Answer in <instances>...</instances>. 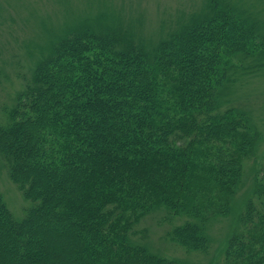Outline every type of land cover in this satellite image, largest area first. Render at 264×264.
<instances>
[{
  "label": "trees",
  "instance_id": "trees-1",
  "mask_svg": "<svg viewBox=\"0 0 264 264\" xmlns=\"http://www.w3.org/2000/svg\"><path fill=\"white\" fill-rule=\"evenodd\" d=\"M101 18L52 42L0 116V166L30 204L17 220L0 191V264H188L150 251L143 222L164 211L168 241L204 254L241 197L261 134L222 98L263 63L260 24L209 0L149 49ZM243 198L222 264H264V173Z\"/></svg>",
  "mask_w": 264,
  "mask_h": 264
},
{
  "label": "rangeland",
  "instance_id": "rangeland-1",
  "mask_svg": "<svg viewBox=\"0 0 264 264\" xmlns=\"http://www.w3.org/2000/svg\"><path fill=\"white\" fill-rule=\"evenodd\" d=\"M209 0H0V116L13 104L25 79L47 53L50 44L65 30L87 19L115 23L129 37L154 49L159 42L206 11ZM240 12L250 15L264 34V0H224ZM222 2V1H221ZM243 61L223 89V105L247 110L261 134L255 161L249 164L241 197L231 215L218 218L208 227L211 248L207 253H186L166 238L170 224L162 225L159 211L148 217L139 231L150 251L182 259L188 264H222L230 236L239 226L244 201L252 193L256 172L264 173V61ZM256 171V172H255ZM0 191L17 220L30 204L0 166ZM145 230V231H143ZM138 239L140 237H137ZM140 240V239H139Z\"/></svg>",
  "mask_w": 264,
  "mask_h": 264
}]
</instances>
